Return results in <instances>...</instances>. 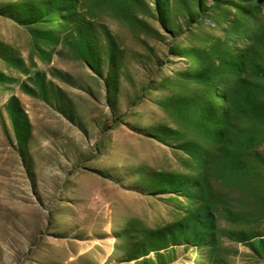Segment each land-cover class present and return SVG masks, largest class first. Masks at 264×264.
Returning <instances> with one entry per match:
<instances>
[{
	"label": "rangeland",
	"instance_id": "1",
	"mask_svg": "<svg viewBox=\"0 0 264 264\" xmlns=\"http://www.w3.org/2000/svg\"><path fill=\"white\" fill-rule=\"evenodd\" d=\"M0 264H264V0H0Z\"/></svg>",
	"mask_w": 264,
	"mask_h": 264
}]
</instances>
